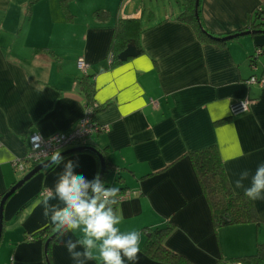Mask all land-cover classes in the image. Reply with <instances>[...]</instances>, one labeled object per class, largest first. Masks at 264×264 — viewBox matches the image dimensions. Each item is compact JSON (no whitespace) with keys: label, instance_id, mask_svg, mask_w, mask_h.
Wrapping results in <instances>:
<instances>
[{"label":"crops","instance_id":"crops-1","mask_svg":"<svg viewBox=\"0 0 264 264\" xmlns=\"http://www.w3.org/2000/svg\"><path fill=\"white\" fill-rule=\"evenodd\" d=\"M183 3L0 0V159L8 160L0 164V196L23 177L12 160L24 155L29 134L50 136L73 128L83 116V73L77 67L82 58L98 106L93 118L109 129L80 146L104 148L114 166L104 179L129 194L119 198L115 209L122 217L121 231L140 232L134 264H164L143 251L142 227L167 223L171 230L165 245L192 264H253L234 258L253 253L264 242V200L252 201L258 224L214 227L188 152L216 144L234 192L244 191L235 186L240 172L254 173L264 162V86L245 83L264 68V32L226 41L208 35L250 29L264 0H199L207 34L179 18ZM98 10L106 15L103 23L94 15ZM123 18L139 20L140 52L110 64L113 24ZM256 48H261L257 56ZM244 97L250 99L249 109L232 116L231 103ZM63 157L78 162L75 171L89 180L99 173L100 160L93 151ZM63 167L37 172L5 200L0 264H75L61 240L82 238L81 230L53 236L48 262L44 236H34L53 225L38 203L41 192L54 191ZM249 182L244 180L246 186ZM94 254L97 259L86 264H103L98 250ZM125 264L133 262L125 258Z\"/></svg>","mask_w":264,"mask_h":264},{"label":"clouds","instance_id":"clouds-1","mask_svg":"<svg viewBox=\"0 0 264 264\" xmlns=\"http://www.w3.org/2000/svg\"><path fill=\"white\" fill-rule=\"evenodd\" d=\"M4 163L8 160L0 159V164ZM62 163L64 167L54 191L43 195L38 206L43 207V214L60 236L75 230L82 231L83 237L75 241L71 238L61 240L71 259L75 264H86V261L97 259L94 250H98L103 264H125V258L134 264L140 252V232H125L118 227L122 217L114 206L118 203L119 189L107 187L99 173L91 180L77 174L78 162H65L60 151L54 152L48 161L49 166ZM245 179L250 181L247 186ZM235 186L243 188L245 196L252 201L264 200V162L258 164L254 173L247 169L240 172ZM53 200L59 203H51ZM78 245L82 250H77Z\"/></svg>","mask_w":264,"mask_h":264},{"label":"trees","instance_id":"trees-1","mask_svg":"<svg viewBox=\"0 0 264 264\" xmlns=\"http://www.w3.org/2000/svg\"><path fill=\"white\" fill-rule=\"evenodd\" d=\"M66 1L67 0H61L63 5ZM183 5L184 7L179 15V18L191 22L196 30L202 34L201 30L203 29V26L201 25L199 17V5L195 7V0H184ZM263 13V7H256L254 14L251 17L252 21L248 28L264 30V21L262 20ZM94 15L102 20L100 23L105 22L104 20L106 19V15L103 10L96 11ZM140 31L141 24L136 18L117 19L114 22L112 37L109 45V56L111 55L110 64L123 61L117 58V54L126 47L130 40H134L138 53L140 52V48L138 47V36ZM90 77L91 75H88L86 70L79 80L81 83V89L85 96L86 105L93 103L92 94L94 91V85ZM97 108L98 106L95 107V111ZM98 151L102 155L105 165L104 172L101 177V180L103 181L105 174L114 166L107 158L104 148L99 149ZM188 155L202 192L208 202L214 227L243 223L258 224L260 222L255 212L252 200L245 196L244 191L234 192L231 188L216 144H210L200 149L192 150L188 152ZM51 167L52 166H48L43 170H48ZM106 186L119 189L118 200L127 192L125 187L121 185L110 186L106 184ZM170 230L171 224L168 223L164 226L142 227V231L145 233V241L142 246L143 251L150 257L163 261L164 264H192L185 256L170 250L165 245L164 238ZM50 231L52 232L51 234L56 231L54 225L44 226L36 231L34 236L36 234L41 235L44 236L43 239L46 240L49 235H45V232ZM45 257L46 262H48L47 246L45 249ZM234 259L253 264H264V242H258L253 253L239 256Z\"/></svg>","mask_w":264,"mask_h":264},{"label":"built area","instance_id":"built-area-1","mask_svg":"<svg viewBox=\"0 0 264 264\" xmlns=\"http://www.w3.org/2000/svg\"><path fill=\"white\" fill-rule=\"evenodd\" d=\"M262 20L264 21V13L262 15ZM261 53V48H256L255 56ZM111 55L109 56L110 60ZM253 56H251V61ZM252 69L256 70V67L251 64ZM77 67L82 73H85L88 64L87 62L79 58L77 60ZM247 84H257L261 87L264 86V68L259 73L251 74L247 79H245ZM250 99L248 97L235 99L230 105V114L232 116L238 115L240 113L246 112L249 109ZM94 103L85 104V110L83 116L77 122V124L68 130L55 132L50 136H42L39 133H31L27 136V150L21 157L14 158L12 160L13 168L21 173H27L37 164L47 160L56 151L66 146H80L85 141L94 134L105 132L109 129L107 125L98 124L93 116L95 112ZM49 193L45 190L40 193L44 195ZM128 192L122 196H128ZM29 240L32 236L27 237Z\"/></svg>","mask_w":264,"mask_h":264},{"label":"water","instance_id":"water-1","mask_svg":"<svg viewBox=\"0 0 264 264\" xmlns=\"http://www.w3.org/2000/svg\"><path fill=\"white\" fill-rule=\"evenodd\" d=\"M198 1L199 0H195V7H197ZM260 32H264V30L246 29V30H242V31H239V32H235V33H232V34L225 35V36H212L210 34H208V35L210 37L216 39V40L226 41L228 39H232V38L237 37V36L255 34V33H260ZM137 54H138V49L135 46V42H134V40H130L127 43L126 47L122 51H120L118 53L117 58L120 59V60H125L128 57L135 56ZM84 150L93 151L99 157V160H100L99 175H100V178H101L102 177V174L104 172L105 165H104V160H103L102 155L95 148L88 147V146H75V147H71V148H69L67 150H64V151L60 152V154L63 156V155L69 154V153H73V152H77V151H84ZM50 159H51V157L48 158L47 160H44L43 162L37 164L35 167H33L31 170H29L27 173H25L23 175V177L21 179H19L16 183H14L4 194L1 195V198H0V238H1V234H2V228H3L2 210H3V205L5 203V200L17 188H19L24 182H26L28 179H30L34 174H36L37 172H39V171L47 168L49 166L48 165V161ZM56 233H57V231H55L52 235H50L49 237H47V239L45 241V247L47 246V244L49 243V241L53 238V236Z\"/></svg>","mask_w":264,"mask_h":264},{"label":"rangeland","instance_id":"rangeland-1","mask_svg":"<svg viewBox=\"0 0 264 264\" xmlns=\"http://www.w3.org/2000/svg\"><path fill=\"white\" fill-rule=\"evenodd\" d=\"M24 174H25V173H24ZM24 174H23V175H24ZM108 174H109V173H108ZM106 178H107V176L105 177V179H104L103 181H105V184L109 185V182L107 181Z\"/></svg>","mask_w":264,"mask_h":264}]
</instances>
